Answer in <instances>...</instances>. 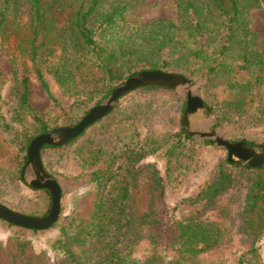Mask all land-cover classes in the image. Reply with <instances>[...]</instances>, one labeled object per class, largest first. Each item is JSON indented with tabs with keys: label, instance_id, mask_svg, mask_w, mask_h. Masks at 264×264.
<instances>
[{
	"label": "trees",
	"instance_id": "trees-1",
	"mask_svg": "<svg viewBox=\"0 0 264 264\" xmlns=\"http://www.w3.org/2000/svg\"><path fill=\"white\" fill-rule=\"evenodd\" d=\"M143 1L0 0V42L5 51L14 49V120L21 130L16 131L3 116L0 120L2 128L21 141L14 169L17 183L27 185L31 142L56 128L31 106L32 75L56 105L46 73L66 93L92 96L91 107L68 118L70 126L107 98L123 78L144 70H172L189 79L202 73L208 77L205 87L220 79L234 91L233 99L222 105L206 91L203 96L219 122L246 111L264 83V43L251 28V11L264 0H176V19L140 23L137 12ZM241 72L249 77L243 78ZM7 81L0 73V101ZM138 91L156 95L171 90ZM185 110L186 99L128 107L118 103L66 146H44L43 165L53 172L68 149L78 144L73 152L82 172L73 178L53 175L62 189L69 184L83 187L84 192L74 197L71 211L63 212L48 230H28L0 220V229L12 232L6 242H0V264H201V257L221 252L236 235L246 245L237 264H264L257 245L264 235V167L230 163L226 157L214 178L195 197L182 201L188 213L166 221V188L172 181L185 180L190 166L179 158L195 142L184 125ZM29 118L37 127L35 133L24 127ZM138 119L147 129L143 138L136 128ZM157 124L164 129L155 130ZM95 130L109 136L110 142H97ZM201 144L211 145L209 140ZM148 158L154 162H146ZM174 161L178 166L172 170ZM159 162H164L163 172ZM2 167L0 163V203L26 216L47 215L50 193L34 190L44 201L48 199L45 212L26 205L25 197L10 188L13 178L2 175ZM66 195L63 190V199ZM53 230L57 235L48 242L52 258L46 250L36 249L34 238ZM142 245L148 246V253L136 257Z\"/></svg>",
	"mask_w": 264,
	"mask_h": 264
},
{
	"label": "rangeland",
	"instance_id": "rangeland-1",
	"mask_svg": "<svg viewBox=\"0 0 264 264\" xmlns=\"http://www.w3.org/2000/svg\"><path fill=\"white\" fill-rule=\"evenodd\" d=\"M137 14L139 15L140 23H148L158 18L176 19V0H144ZM251 28L257 33L258 41L264 43V3L260 8L251 11ZM13 53L14 49H8L5 51L0 42V73L8 78V81L1 91L2 100L0 101V105L2 109L0 117L3 116L6 122L16 131H20V124L14 120L17 102L14 94L15 75L12 72L14 67ZM193 69L195 68L193 67ZM162 71L174 73L172 70ZM239 74L243 78L249 77L246 76V72H241ZM240 75L237 77H240ZM262 75L264 76V68ZM18 77L21 78V75H18ZM46 77L58 104H54V102L47 96L35 75L31 76L30 103L37 115H39L51 128L56 127L55 129H58L70 126L68 125V118L81 115L83 111L89 106L91 107L94 103L91 95L83 94L80 96H74L68 94L55 82L50 74L46 73ZM190 77V79L197 85V89L194 90V93L200 95L202 98L206 91L212 95L214 100L222 105L233 99L234 91L227 89L226 85L220 82V79L205 87L204 85L206 84V81H208L207 76H203L201 73L199 78L194 75H191ZM127 79L128 78H123L119 83H123ZM107 98L102 99L101 103L105 102ZM94 99H96V96H94ZM180 99H186L187 101L185 95L171 91H162L156 95H148L142 91H135L124 97L118 103L122 107H128L135 103L155 102L159 104L162 101L177 102ZM245 110L246 111L241 115L233 114L232 116L222 119L220 122L213 114L210 116L205 112H201L192 118V129L194 131H211L216 129L219 135L226 140L238 142L245 139L254 142L256 144L255 146L264 145V83L254 95L252 101L245 107ZM178 116V114L175 115L176 124H179ZM1 125L0 120V153L2 152L0 163L3 166L2 175L5 174L6 176H11L13 178V183L10 188L19 191V193L25 197L27 200L26 205L38 208L42 212H45L48 209V199L46 198V201H44L29 187V181L33 177L31 169L28 167L26 171L25 177L27 185L15 181L16 176L14 169L18 164L17 155L21 141L20 139L15 138V134L6 132ZM164 126L165 128L173 127L171 125ZM24 127L30 133H35L37 131V127L33 124L32 118H29L28 121H24ZM136 128L141 137H145L147 129L144 126L142 119L137 120ZM162 129H164V127L159 124L155 126V130L157 131H161ZM90 131L91 130L88 132ZM96 133H98V130H95L94 136V139H96L97 142L102 140V145H106L110 142L109 136H102ZM194 139L195 142L189 144L188 148L183 151L179 158V161H183L184 164L190 166V169L187 170L185 180L182 183L172 181L166 188V197L163 205L164 208L167 209L165 212V219L167 222L188 213L189 208L182 204V201L195 197L201 189L214 178L220 163L227 157V152L225 150L219 149L212 144L209 146H203L201 141L204 140L200 138ZM77 145L68 149L64 158L54 165L53 172H48L52 175L55 172L57 178H61V176H63L62 178H73L79 175L82 172V167L79 161L75 158L73 152ZM189 154L194 155L191 160L186 159L185 155ZM146 162H154V159L148 158L146 159ZM177 163L178 162L176 161L173 162L171 166L172 170L176 169V166H178ZM157 165L163 172L165 168L164 162H159ZM182 170L184 171L185 169L183 168ZM56 177L54 176V178ZM63 190L67 194L63 199V212L68 214L73 207L74 197L82 194L84 188H73L69 186V184H66L62 191ZM11 234L12 232L10 230L0 229V242H6ZM56 235L57 230H53L45 235L35 237L34 241L36 243V249L46 250L53 258L54 255L48 248V242ZM233 239V242L221 252L201 257V264H237L239 257L246 249V245L242 242V237L240 235L234 236ZM257 245L260 247L259 252L264 262V235ZM147 253L148 246L142 245L135 253V256L142 258Z\"/></svg>",
	"mask_w": 264,
	"mask_h": 264
},
{
	"label": "water",
	"instance_id": "water-1",
	"mask_svg": "<svg viewBox=\"0 0 264 264\" xmlns=\"http://www.w3.org/2000/svg\"><path fill=\"white\" fill-rule=\"evenodd\" d=\"M147 87H157L171 90L186 96L184 125L187 133L193 138L209 140L210 143L227 152L230 163H243L250 168L264 167V145L250 146L245 141L233 142L222 138L217 130L194 131L191 120L201 112L211 116L209 107L203 98L194 93L197 85L189 78L177 73L162 70H145L128 78L119 85L105 102L92 108L76 125L55 129L36 137L30 144L27 156L32 179L29 187L33 190H46L50 193L52 204L50 212L42 217H30L13 211L0 203V220L28 230L45 231L58 222L63 214V191L59 182L44 167L41 150L44 146L63 147L83 133L92 125L109 115L124 97Z\"/></svg>",
	"mask_w": 264,
	"mask_h": 264
}]
</instances>
